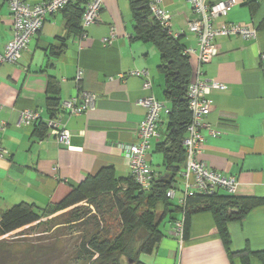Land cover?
<instances>
[{
	"label": "crops",
	"instance_id": "0c3cea01",
	"mask_svg": "<svg viewBox=\"0 0 264 264\" xmlns=\"http://www.w3.org/2000/svg\"><path fill=\"white\" fill-rule=\"evenodd\" d=\"M233 1L223 19L252 26L256 35L251 39L216 36L218 54L201 65L204 77L226 88L207 93L212 109L206 122L219 133L213 136L207 128L202 130L205 141L199 158L210 168L236 178L234 195L264 198V0ZM71 2L46 14L17 62L0 61V149L8 151V156L0 158V214L19 202L40 208L57 203L86 175L103 166H112L116 176L129 175L121 146L134 140L144 117L138 100L153 94L166 101L159 50L151 40L136 37L129 1L103 0L98 20L85 27L84 34L80 18L76 29L66 24V13L78 0ZM158 4L168 11L173 31H181L192 16L187 0H159ZM111 31L114 37L106 44L103 38ZM12 35L7 0H0V53ZM179 43L183 53L186 47L196 46V38L183 32ZM188 62L192 70L196 55L188 57ZM130 69H146L152 88L143 89L141 77L118 76ZM81 90L96 95L95 105L78 114L57 111L54 117L58 115L71 134L68 146L58 143L45 124L53 118L48 98L60 103ZM24 109L37 110L42 122L22 124ZM165 121L162 114L159 136L152 145L151 168L156 175L164 173L162 154L154 147L164 136ZM179 177L172 206L178 204L183 188ZM170 214L182 218L178 210ZM169 220L153 251L140 254L143 263L244 264L245 256L247 264H264V203L241 220L226 222L228 249L210 210L189 215L181 243L172 231L174 220Z\"/></svg>",
	"mask_w": 264,
	"mask_h": 264
},
{
	"label": "trees",
	"instance_id": "16d2710c",
	"mask_svg": "<svg viewBox=\"0 0 264 264\" xmlns=\"http://www.w3.org/2000/svg\"><path fill=\"white\" fill-rule=\"evenodd\" d=\"M87 1L78 0L66 13V24L71 29L78 28V19H81ZM128 1L136 37L151 40L160 53L159 68L164 74V93L170 111L166 114L164 136L155 144L154 151L162 154L164 173H157L151 186L144 189L134 181L131 174L116 176L112 166H103L95 174L86 175L57 203L40 208L33 204L19 202L2 211L0 237L22 227L35 228L41 224L40 219L58 211H63L61 216L68 215L69 218L66 219L68 222H83L90 213L92 229L87 239L84 237L79 241L77 258L97 256L99 264H116L121 255H127L131 264H145L139 260V256L142 253H151L162 238L163 230L160 226L163 219L166 217L170 218L169 221L177 220L171 216L170 212L175 210L181 212L184 220L183 238H185L189 215L194 211L210 210L222 241L228 249L230 236L226 229V222L241 220L254 206L264 203V198L237 196L221 188L210 194L190 196L183 206L179 204L172 206L171 199L165 196L167 188L173 183L176 185L185 159L182 139L190 120L185 94L191 69L187 56L182 53L179 38L169 35L153 18L149 1ZM79 28L83 29L82 26ZM48 101L51 108L49 112L51 117H54L58 111L59 102L52 97H49ZM39 122L42 120L34 124ZM82 202H87L89 205L80 204ZM136 241L140 243L133 251ZM4 243L5 240L0 239V264L11 262L48 264L51 259L45 252L47 248L38 249L36 251L38 254L31 255V251H14ZM50 251L53 250L50 249ZM242 260L244 264H247L245 256Z\"/></svg>",
	"mask_w": 264,
	"mask_h": 264
},
{
	"label": "built area",
	"instance_id": "2783aa9c",
	"mask_svg": "<svg viewBox=\"0 0 264 264\" xmlns=\"http://www.w3.org/2000/svg\"><path fill=\"white\" fill-rule=\"evenodd\" d=\"M71 1L73 0H42L33 4L28 0H7L13 35L5 44L3 52L0 53V61L17 62L21 58L22 52L28 48L32 36L41 29L46 14L59 10ZM158 2L159 0L149 3L151 15L169 35L176 38L184 31H173L168 11ZM187 2L193 12V17L186 21L187 31L195 34L196 46L186 47L184 54L188 57L196 55V64L191 70L185 94L191 118L182 139L185 159L179 174L183 188L177 198L178 204L182 206L185 205L188 197L195 194H210L218 188L228 193L236 191L237 181L234 176L224 175L210 168L199 158L201 146L205 141L202 130L207 128L209 134L213 136L219 133L206 122V117L212 109V103L207 97V93L211 89L226 88L225 84L204 77L201 65L209 62L218 53V47L214 42L216 36L236 34L242 39H251L256 35V28L252 26L222 21L223 16L227 15L231 9L233 0H215L213 2L187 0ZM102 4L103 0H88L86 2L81 17L83 29L98 20ZM113 37L114 32L111 31L109 37L103 38V42L109 44ZM262 56L264 57V53ZM127 75L141 77L143 89L152 88V80L146 69H130L118 74L120 78ZM77 77L80 78V72ZM95 99L94 93L81 90L77 95L61 101L58 111H65L68 114L82 113L94 107ZM138 104L144 108V117L138 124L134 140L121 147L134 181L142 188L148 189L157 177L151 168L153 141L159 136L160 116L169 113L170 108L167 101L159 100L153 94L140 98ZM58 117L57 115L47 119L45 124L58 143L68 146L71 134L68 129L63 127ZM40 120L41 115L35 109H24L20 113V122L24 125H33ZM6 156H8V151L0 149V158ZM177 190V184L173 183L165 191V196L173 199L176 197ZM172 231L181 243L184 232L183 217L174 222Z\"/></svg>",
	"mask_w": 264,
	"mask_h": 264
},
{
	"label": "rangeland",
	"instance_id": "374dc122",
	"mask_svg": "<svg viewBox=\"0 0 264 264\" xmlns=\"http://www.w3.org/2000/svg\"><path fill=\"white\" fill-rule=\"evenodd\" d=\"M226 16L227 15L223 17L225 18ZM192 17H193V12L190 18ZM222 21L225 23H233V22H228L225 19H223ZM182 30L185 33H191L195 36L194 33L187 31L186 24ZM227 36H238V35L234 34ZM177 38H179V36H177ZM183 54H184V50H183ZM184 55L187 56L186 54ZM190 118H191V113H190ZM80 204L89 205L87 202H82ZM61 213H63V211L55 212L51 216H47L40 219L39 223L41 224L35 228L29 229L22 227L1 236L0 239H4L5 240L4 245L8 244L12 250L19 252L31 251L32 252L31 255H33L34 253L38 254V252H36L38 249L47 248L45 252H47V257H49V259L51 258L48 264H99V261L97 260V256H94L92 258H77V246L79 241H81V239H83L84 237H86L87 239V237L89 236V232H91L92 229L90 224L92 223L90 216L91 214L89 213V216H87L83 222L80 221L68 222L66 220L67 218H69L68 215L62 214L63 216H61ZM166 225H168V223H167V218L165 217L161 222L160 229L163 230V228H166L165 227ZM139 243L140 242L137 243L136 241V243L132 248L133 251L136 250ZM49 248L53 251H50ZM129 259L130 258L127 255H121L118 258L116 264H131V261ZM139 260L141 259L139 258ZM18 263L19 262L17 263L11 262L9 264H18Z\"/></svg>",
	"mask_w": 264,
	"mask_h": 264
}]
</instances>
